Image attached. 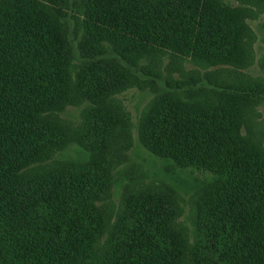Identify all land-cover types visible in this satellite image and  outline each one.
<instances>
[{
    "label": "trees",
    "instance_id": "1",
    "mask_svg": "<svg viewBox=\"0 0 264 264\" xmlns=\"http://www.w3.org/2000/svg\"><path fill=\"white\" fill-rule=\"evenodd\" d=\"M70 1L72 8L76 0ZM54 2L0 6V264H182L188 249L172 227V205L149 195L127 202L117 225L121 234L105 241V258L90 257L96 232L104 228L96 203L108 167L98 159L47 167L63 144L49 114L69 102V55L72 59L75 49L70 21L62 36L59 20L39 4ZM85 3L86 30L96 41L130 45L137 37L159 49L214 52L219 61L236 48L233 23L212 0ZM166 87L175 93L194 89L180 83ZM213 90L226 98L264 100L257 86L213 85ZM230 115L227 109L192 113L164 103L149 117L146 138L157 154L221 177L204 199L218 211L203 213L193 260L264 264V160L242 143L236 114Z\"/></svg>",
    "mask_w": 264,
    "mask_h": 264
},
{
    "label": "rangeland",
    "instance_id": "2",
    "mask_svg": "<svg viewBox=\"0 0 264 264\" xmlns=\"http://www.w3.org/2000/svg\"><path fill=\"white\" fill-rule=\"evenodd\" d=\"M29 1L0 0V6ZM149 1L155 5L164 2ZM212 1L238 34L236 48H230L233 53H225L221 61L213 56L214 52L207 55L188 46H181L183 52L178 48L159 49L144 45L137 37L130 45L118 40L96 41L86 30L85 0H76L72 8L70 0L44 3L46 8L39 3L59 20L62 36L64 25L70 21L75 44L74 57L69 55L73 78L69 102L49 114V120L61 129L58 143L63 144L50 156L47 167L84 164L91 159L108 167L105 190L96 203L103 214L104 228L96 232L91 258L97 254L101 260L105 258V241L121 234L117 225L127 202L149 195L172 205V227L183 249H188L182 264H199L191 253L197 251L203 213L218 211L204 199L215 192L221 177L179 164L151 149L145 128L153 111L164 103L192 113L213 108L229 110L234 117L236 114L237 136L264 160V100L226 98L213 90V85L257 86L264 92V0ZM80 56L93 59L81 61ZM230 59L233 63H228ZM174 83L190 84L194 89L175 93L166 87Z\"/></svg>",
    "mask_w": 264,
    "mask_h": 264
}]
</instances>
